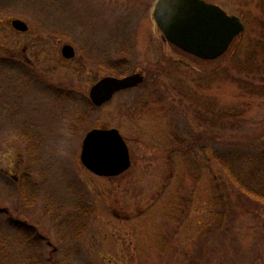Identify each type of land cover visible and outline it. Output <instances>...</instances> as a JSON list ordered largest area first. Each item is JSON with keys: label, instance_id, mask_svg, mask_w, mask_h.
<instances>
[{"label": "rangeland", "instance_id": "rangeland-1", "mask_svg": "<svg viewBox=\"0 0 264 264\" xmlns=\"http://www.w3.org/2000/svg\"><path fill=\"white\" fill-rule=\"evenodd\" d=\"M157 1L0 0V264H264L262 192L237 199L213 150L264 146V80L235 71L254 51L264 63V0H206L246 25L212 62L163 37ZM125 61L128 74L109 70ZM140 72L143 85L95 110L64 96L89 100L104 77ZM213 103L244 109L239 133L207 154L176 149L174 115ZM95 128L121 132L129 171L102 178L82 164Z\"/></svg>", "mask_w": 264, "mask_h": 264}, {"label": "water", "instance_id": "water-1", "mask_svg": "<svg viewBox=\"0 0 264 264\" xmlns=\"http://www.w3.org/2000/svg\"><path fill=\"white\" fill-rule=\"evenodd\" d=\"M154 20L163 37L184 52L202 60L212 61L224 55L233 40L245 30L244 21L228 15L220 6L205 0H158L153 11ZM19 32H27L26 22H11ZM66 59L76 56L75 48L67 44L62 48ZM140 73L118 78L104 77L89 92L96 107L110 102L121 91L143 84ZM81 162L100 177H117L131 167V156L125 139L118 129H93L82 144Z\"/></svg>", "mask_w": 264, "mask_h": 264}, {"label": "trees", "instance_id": "trees-1", "mask_svg": "<svg viewBox=\"0 0 264 264\" xmlns=\"http://www.w3.org/2000/svg\"><path fill=\"white\" fill-rule=\"evenodd\" d=\"M255 54V51L251 53V57L247 59V66H243V68L237 66L235 71L237 70L239 74L241 72L242 75L259 78L262 81L264 80V63L259 64L258 59L255 58ZM256 57H258L257 54ZM129 66L128 61H125L121 64H110L109 70L119 75H125L128 74ZM242 69H245V71H242ZM64 96L75 103H78V101L83 102L87 104L90 110H95V107L85 97L77 95L78 97L74 99L69 94H64ZM181 102L183 101L181 100ZM174 111H176L175 108ZM244 115L245 111L243 108L233 106L229 108H218L216 110L215 103L204 109L189 107L185 115L180 112L174 115L178 117L179 121L173 129V146L176 149L185 151V153L196 151L197 154H207L210 141L215 142L217 138L221 140L226 139V135L229 133H233V135L239 133L241 120ZM81 117L78 114L75 119L77 118L78 121H81L79 120ZM191 117L195 121V125H191ZM190 119L191 121H189ZM213 150L214 158L224 173L229 187L236 195V198L237 196V199L241 196L245 198L256 197L257 191L260 189L262 194H259L258 200L264 207V146H259L249 151H242L238 147H231L225 152L219 151L218 148H214ZM20 187L22 193L24 192V195H26L27 189L25 188L24 182H22ZM234 208L232 205L231 209L234 210ZM83 215L84 213L82 212L79 217L80 221ZM18 222L20 223L18 230L24 234L23 230L26 229L25 225H23L24 222L19 220Z\"/></svg>", "mask_w": 264, "mask_h": 264}]
</instances>
